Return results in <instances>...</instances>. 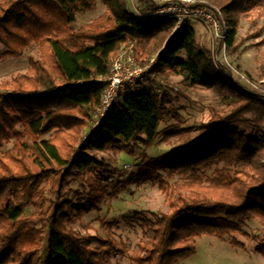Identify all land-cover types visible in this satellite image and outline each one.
<instances>
[{
    "label": "trees",
    "instance_id": "trees-1",
    "mask_svg": "<svg viewBox=\"0 0 264 264\" xmlns=\"http://www.w3.org/2000/svg\"><path fill=\"white\" fill-rule=\"evenodd\" d=\"M99 1L106 20L92 32H75L68 25L94 0H0L3 55L20 57L30 45L39 51L37 58H28L23 74L0 82V144L16 138L0 155V264H114V255L129 264H177L194 253L201 235L244 248L234 234L251 238V248L264 260V94L221 77L188 20L174 28L171 20L133 14L124 0ZM206 1L228 18L227 48L235 43L238 14L264 3ZM128 43L137 64L156 53L159 74L181 76L189 87L202 86L218 98L209 119L195 125V136V128L180 127L172 107L178 92L173 87L157 92L153 81L140 91L121 93L98 121L105 87L94 79L108 76ZM166 117L176 118V125L160 130ZM158 136L186 138L167 154L140 163L137 179L161 188L167 210L136 212L125 220L138 230L136 244L126 245L109 232L102 236L70 227L99 211L118 173L95 154H133L134 147L148 148ZM173 176L177 180L171 182ZM47 180L53 198L27 214V204L41 198ZM71 181L81 192L70 187ZM249 221L261 227L252 236L244 231Z\"/></svg>",
    "mask_w": 264,
    "mask_h": 264
},
{
    "label": "rangeland",
    "instance_id": "rangeland-1",
    "mask_svg": "<svg viewBox=\"0 0 264 264\" xmlns=\"http://www.w3.org/2000/svg\"><path fill=\"white\" fill-rule=\"evenodd\" d=\"M124 1H126L128 9L139 16L142 15V11L152 7L151 4L147 5L146 2L140 0ZM166 1L152 0L155 5L163 4ZM198 1L207 3L206 0ZM94 2L92 8L78 10L75 15L76 20L70 23L68 27L75 32L78 30L92 32L97 23L104 22L106 20V8L99 0H94ZM209 5L219 10L216 6ZM221 17L225 19L227 26H229L228 18L225 17L223 12H221ZM189 24L195 30L196 40L206 49L208 48L212 63L221 77L228 76L230 83L247 92L264 94V71L262 69L264 62L263 2L256 3L245 12L238 14L237 34L234 46L231 48H223L221 44L211 41L212 38L207 28L201 22L192 20L189 21ZM4 51V48L0 45V82L9 81L16 74H23L29 65L28 58H37L39 54L38 47L35 45L26 48L20 57L4 56ZM154 55L156 53L152 54L150 59L143 65L137 64L136 59V64L145 66L154 58ZM149 81H153V85L159 88V91L173 87L176 90L175 92H178L177 97L172 102V107L175 113L179 115L180 127L195 128V125L209 119L213 107H218V98L212 91L198 85L189 87L188 84L182 81L181 76L162 75L156 71L152 76L143 77L141 85L144 86ZM174 119L166 117L159 124L160 130L165 129L167 125H176ZM21 129L19 127V130ZM196 133L195 128L191 132V136H195ZM85 137L86 134L83 135L82 139ZM183 138L186 137H169L167 140H159L160 137L158 136L153 145L148 148H144L141 144L134 147L133 154L97 152L96 157L103 158L107 164L116 167L118 173L114 175L112 186L106 187V194L102 199L99 211H90L69 226L83 233H95L102 236L107 235L109 232L118 241H122L126 245H135L139 236L138 230L126 225L125 220L136 212L159 213L167 210V199L161 188L156 183L152 184L148 180L139 181L137 179V175L140 173V163L144 164L149 159L167 154L169 150L180 145ZM24 139L30 140V137L24 133ZM15 141L16 138L13 137L9 142L1 143L0 155H4L11 150ZM175 180H177V176L170 178L171 182ZM41 186L45 189L44 193L39 200L27 204L25 211L27 214L33 211L41 200L46 201L53 198L48 180L42 181ZM70 187L76 190L75 192H81L82 190L79 183L75 181L70 182ZM67 196L74 198L75 193L69 191ZM260 229L261 227L256 221H249L244 231L252 236ZM234 237L244 244V248L232 246L229 239L201 235L196 239L194 253L185 257V259L179 260L177 264H264L260 252L251 248V238H246L242 234H234ZM112 262L114 264H129L127 258L119 255H114Z\"/></svg>",
    "mask_w": 264,
    "mask_h": 264
},
{
    "label": "built area",
    "instance_id": "built-area-1",
    "mask_svg": "<svg viewBox=\"0 0 264 264\" xmlns=\"http://www.w3.org/2000/svg\"><path fill=\"white\" fill-rule=\"evenodd\" d=\"M142 12L141 17L143 18L157 21L171 20L174 23V28H178L186 20L199 21L207 28L212 38L211 41L221 44L223 48L226 47L229 26L221 17V12L206 2L167 0L163 4L148 7ZM153 57L147 65H137L133 54V43H128L111 64L108 76L94 79L103 81L105 87L100 99L98 121H101L114 109L121 93L124 91L137 92L144 88L141 85L143 77L152 76L156 72L154 69L157 66V57L156 55ZM155 90L159 92V88L155 87Z\"/></svg>",
    "mask_w": 264,
    "mask_h": 264
}]
</instances>
